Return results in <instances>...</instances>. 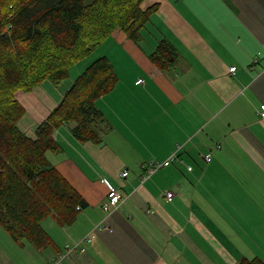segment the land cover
Wrapping results in <instances>:
<instances>
[{
    "label": "crops",
    "instance_id": "obj_1",
    "mask_svg": "<svg viewBox=\"0 0 264 264\" xmlns=\"http://www.w3.org/2000/svg\"><path fill=\"white\" fill-rule=\"evenodd\" d=\"M154 2L137 43L115 30L98 55L119 77L95 101L106 121L102 141L79 142L72 126L54 132L62 154L48 158L86 206L71 225L43 221L51 243L40 249L17 243L0 225V264H237L251 229L264 238V0L145 5ZM162 38L179 56L161 71L149 54ZM96 57L78 63L84 69ZM113 59L127 62L126 74ZM68 83L16 93L30 136ZM173 152V163L140 181L148 162ZM104 179L123 196L107 210Z\"/></svg>",
    "mask_w": 264,
    "mask_h": 264
},
{
    "label": "trees",
    "instance_id": "obj_2",
    "mask_svg": "<svg viewBox=\"0 0 264 264\" xmlns=\"http://www.w3.org/2000/svg\"><path fill=\"white\" fill-rule=\"evenodd\" d=\"M146 0H0V225L19 244L40 249L51 243L42 222L61 226L75 222L86 206L83 196L51 164L48 153L61 147L54 132L74 123L79 142L102 141L106 121L95 100L110 92L118 76L109 59L94 58L30 136L21 126L25 108L16 93L30 92L43 82L58 84L72 66L87 58L115 30L137 43L141 30L157 11ZM157 3V4H155ZM153 5V6H152ZM179 56L166 38L149 60L168 69ZM237 264H264L258 257Z\"/></svg>",
    "mask_w": 264,
    "mask_h": 264
},
{
    "label": "built area",
    "instance_id": "obj_3",
    "mask_svg": "<svg viewBox=\"0 0 264 264\" xmlns=\"http://www.w3.org/2000/svg\"><path fill=\"white\" fill-rule=\"evenodd\" d=\"M263 50H264V45H263ZM256 61V60H254ZM236 70V67L235 66H232L230 67L229 71L231 73H234ZM143 83V80L142 79H138L136 81V84H142ZM258 114L260 115L261 118L264 119V104H261L259 106V109H258ZM177 159V155L175 152H173L170 156H168L166 159L164 160H161V161H150L147 163L146 165V170H145V173H143L141 176H140V181H144L150 174H152L154 171H156L157 169H160L162 167H165V166H168L170 165L171 163H173L175 160ZM205 159L207 161L210 160V154H207L205 156ZM190 168V166L188 167ZM127 170H124L121 175L123 177H125L127 175ZM103 183H105V185L107 186V192H106V200L103 202V207L107 210V208L109 207H116L117 204L123 200V196L122 194L120 193V191L118 189H116L108 180L104 179L102 181ZM164 195H165V198L167 200H171L174 193L173 191L171 190H166L164 192ZM77 209H80V207L78 206ZM97 229H101V228H104L103 225H97L96 226ZM94 237V234H91V235H88L85 240L86 241H90L92 238ZM63 255H59V258H62Z\"/></svg>",
    "mask_w": 264,
    "mask_h": 264
},
{
    "label": "rangeland",
    "instance_id": "obj_4",
    "mask_svg": "<svg viewBox=\"0 0 264 264\" xmlns=\"http://www.w3.org/2000/svg\"><path fill=\"white\" fill-rule=\"evenodd\" d=\"M92 0H84V2H86V3H89V2H91ZM103 45V44H102ZM101 45V48L100 47H97L93 52H92V54L87 58V59H85V60H88L89 58L91 59L92 57H96V56H98L99 54H102V51H103V46ZM85 60H83V61H85ZM82 61V62H83ZM90 61V60H89ZM113 64H115V66L118 68V70L121 72V75H124V74H126V69H125V65H126V61L125 60H122L121 62H118V63H116V61L113 59ZM83 64L84 63H78L77 65H75L73 68H71V76H69L67 79H68V81H69V83H68V86H67V88H66V90L64 91V93L68 90V88L70 87V85L72 84V82L75 80V77L77 76V75H79L80 73L79 72H82V67H83ZM116 72V71H115ZM117 74V73H116ZM118 76V75H117ZM67 79H65V80H67ZM65 80H63V81H65ZM118 80H119V77H118ZM63 81H61V82H63ZM46 83H48L49 85H51V86H53V87H58L60 84H51L50 82H46ZM64 93L62 94V96H61V98L63 97V95H64ZM60 98V99H61ZM98 99V98H97ZM96 99V100H97ZM95 100V101H96ZM97 107V106H96ZM98 108V107H97ZM25 116V115H24ZM24 118V117H23ZM23 118H22V120H21V126L23 127V129L25 130V127H24V123H23ZM72 125H74V123H69V124H65V125H62V126H59L57 129L58 130H63L64 128H68V126H72ZM30 126H31V124H30ZM29 125L26 127L27 129L25 130V131H27L28 130V128H30L31 129V127H30ZM34 128V127H33ZM32 128V129H33ZM56 130V129H55ZM70 132H71V129L69 130ZM73 136V135H72ZM61 152H60V154H59V156H61ZM253 230L254 229H251V238H247V239H249L248 240V242H250V244H244V248L242 249V251H241V254L242 255H244L243 257H242V259L243 258H247V259H252V258H254V257H258V256H260V257H263L264 258V238H260L259 237V234H257L256 232H255V235H254V232H253ZM255 231V230H254ZM236 254V253H235ZM260 257H258L259 259H261ZM263 262H264V260L263 259H261Z\"/></svg>",
    "mask_w": 264,
    "mask_h": 264
},
{
    "label": "bare ground",
    "instance_id": "obj_5",
    "mask_svg": "<svg viewBox=\"0 0 264 264\" xmlns=\"http://www.w3.org/2000/svg\"><path fill=\"white\" fill-rule=\"evenodd\" d=\"M155 4H157V3H155ZM153 6V5H152ZM158 8V7H157Z\"/></svg>",
    "mask_w": 264,
    "mask_h": 264
}]
</instances>
